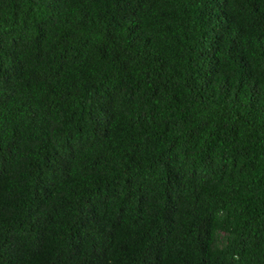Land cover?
<instances>
[{
    "label": "trees",
    "instance_id": "trees-1",
    "mask_svg": "<svg viewBox=\"0 0 264 264\" xmlns=\"http://www.w3.org/2000/svg\"><path fill=\"white\" fill-rule=\"evenodd\" d=\"M0 264H264V0H0Z\"/></svg>",
    "mask_w": 264,
    "mask_h": 264
}]
</instances>
